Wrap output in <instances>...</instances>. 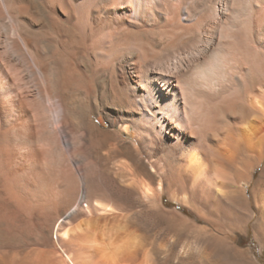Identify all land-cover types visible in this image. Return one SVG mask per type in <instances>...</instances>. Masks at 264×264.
Listing matches in <instances>:
<instances>
[{"label":"bare ground","instance_id":"1","mask_svg":"<svg viewBox=\"0 0 264 264\" xmlns=\"http://www.w3.org/2000/svg\"><path fill=\"white\" fill-rule=\"evenodd\" d=\"M0 48L18 64L34 121L5 123L1 86L0 264L158 262L134 212L108 192L102 159L125 167L124 198L156 207L162 193L189 192L240 223L257 216L264 247V165L248 190L264 163V0H0ZM179 226L192 237L180 262L214 264L203 228Z\"/></svg>","mask_w":264,"mask_h":264},{"label":"rangeland","instance_id":"2","mask_svg":"<svg viewBox=\"0 0 264 264\" xmlns=\"http://www.w3.org/2000/svg\"><path fill=\"white\" fill-rule=\"evenodd\" d=\"M124 1L127 2V0ZM131 17L132 18H130L131 19L130 26H133L134 18L133 16ZM84 21H85V17H83L82 19L80 18L81 24L84 23ZM45 50H46V54H55V56H59L58 53L60 48H56L55 46L52 45H45ZM124 76L125 75L123 73H120L119 79L123 81ZM21 78L22 76L18 69V64L17 63L12 65L8 64L6 62V51L0 48V87L4 86L1 87V89H3V93L1 96V102H2L1 110H3L4 119H5L4 121H6L5 123H7L8 125H34V121L32 120L33 119L32 111L30 107L31 95L26 88H19L23 82ZM4 108L6 111L4 110ZM92 116L93 118H96L95 114H92ZM101 129H103V131H110L111 133H114L116 137L118 136V134H121L120 137L119 136L117 137V146L119 148L124 149L125 151L129 150L128 152H130V154H132L133 157H137L136 160L140 165L152 171V168L150 167V162H148L149 159L145 156L143 157L142 154H136V152H133L131 150L130 147L132 146L133 143L131 142L132 141L131 137L127 132L123 131L119 126L112 127L109 125V123H106L104 126H102ZM114 149L116 150L117 148L113 147L112 150ZM101 162L103 165L102 167L106 172V175H110L111 177L114 178L113 180L114 182H112V184L107 185L108 192L111 193V195L115 199L118 198V201L122 203L124 202L123 204L129 210L131 209L130 210L131 212L132 211L134 212L133 216L131 217L132 219L130 218L131 219L130 221H132L135 218L134 220L136 221V223H138V226L141 227L140 231L142 232L140 233V236L143 237L142 238L143 240L144 237H146V239L148 238L147 242L146 239L144 242L147 243V246L149 248L151 249L153 248L154 253L157 255V257H159V260L156 264H185L180 262L178 257V252L182 253L185 249H187L186 246L189 244L188 241L189 242L192 241V237L190 233L186 234L185 232H183L179 224H186V225L188 224L191 226H195L194 228L196 227L203 228L202 231L203 234L200 236L202 239L200 244L202 247L207 245L209 246V248H211L210 250H212L213 252L211 253L214 264H251V263H239L236 260V258L233 256L234 248H237L241 251H245L248 257L250 258V261L253 262V264H264V247L259 246L258 239L255 237V233H256L255 230L259 223L257 216H255L251 220H247L246 222L240 223L239 221H235L232 216H228L227 214H223L219 212V210H216V208L214 207L215 200L213 198L212 199L210 198L208 201L204 202L196 199L192 194L190 195L189 192L186 193L187 194L186 196L183 192L179 191L178 193H176L177 201L172 200L170 196L166 193H162L158 195V197L156 198L157 209L163 210L164 216L165 214L166 215L170 214V216H165L168 218L165 217L160 218L156 214L154 215L153 212H150L156 210V207H152L149 204L148 200L144 198L142 195L140 196L138 193L137 194L134 193L133 194L134 196L132 195L130 196V198L129 197L124 198V196L118 194L117 186L119 185L129 189H133V186L129 184L128 178L126 176L127 171L123 165H121L120 163H116L113 165L111 162L108 163L107 159L106 160L102 159ZM263 165L264 163L260 167L256 168L255 171L253 172L252 180L248 186L249 194H251L252 189L256 186ZM154 174L156 175V173ZM224 180H225L224 182L228 185V187H226L227 193H225L222 196L223 198L229 196L231 194L229 193V190L233 189V187L229 186L231 181H230V176L228 174L227 176H224ZM181 193L182 195L184 194V196H181ZM158 204L160 205L158 206ZM170 204H178L184 207L185 211H181L174 206H170ZM136 211L138 212V214ZM140 211H144L142 213L144 214L146 213V214L142 215ZM179 231L181 232L180 236L178 235ZM173 234L178 236L176 237ZM171 235L173 236V238H171ZM174 236L176 238L179 237L180 238L179 240L177 239L178 245H176L172 250L171 243L174 240ZM169 237L172 240H169ZM181 238L183 239V241ZM213 242L219 243L217 244L218 247L216 246L215 243L213 245ZM180 244L182 246H180ZM162 247L163 250L168 248L172 250V257L169 261H165L162 259L164 256V253L162 252ZM180 247L181 248L183 247L182 248L183 251L182 249H180ZM177 258L179 261L177 260ZM203 261H201L200 264H205V261L204 262Z\"/></svg>","mask_w":264,"mask_h":264},{"label":"trees","instance_id":"3","mask_svg":"<svg viewBox=\"0 0 264 264\" xmlns=\"http://www.w3.org/2000/svg\"><path fill=\"white\" fill-rule=\"evenodd\" d=\"M170 206H174V207H176L177 209H179L181 211H185V208L180 206V205H178V204H170Z\"/></svg>","mask_w":264,"mask_h":264}]
</instances>
